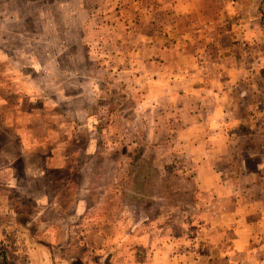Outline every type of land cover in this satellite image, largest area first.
<instances>
[{"label": "rangeland", "instance_id": "1", "mask_svg": "<svg viewBox=\"0 0 264 264\" xmlns=\"http://www.w3.org/2000/svg\"><path fill=\"white\" fill-rule=\"evenodd\" d=\"M131 1L0 0V264H167L199 244L203 197L250 203L235 168L264 181V80L221 111L226 145L210 139V158L233 169L203 194V142L175 137L164 100L141 105L190 66ZM234 32L224 51L242 53L239 69L264 59V30ZM211 67L200 55L196 69Z\"/></svg>", "mask_w": 264, "mask_h": 264}, {"label": "crops", "instance_id": "2", "mask_svg": "<svg viewBox=\"0 0 264 264\" xmlns=\"http://www.w3.org/2000/svg\"><path fill=\"white\" fill-rule=\"evenodd\" d=\"M136 3L128 5L130 12L142 13L141 19L153 29L173 31L176 36L170 42L175 52L172 59L185 60L190 66L166 80V85L162 82L163 87L160 82L151 100L141 105L149 103L147 107H156L157 100L165 101L161 107L168 109L172 116L168 125L175 127V137L191 139V144L203 142L198 150L206 160L202 161V166L193 168V172L209 174V178L201 182L199 188L203 194L223 190L226 186L223 174L232 173L233 167L226 169L212 163L210 156L215 155L210 154V139L221 137V145H226V124L219 120L221 111L226 109L230 99L238 109L250 99L252 102L259 95L254 79L264 80V59L257 61L251 54L244 58L250 64L239 69L242 53L235 49L233 53L224 50L230 44L235 48L238 39L242 43V38H235L234 31L264 30V0H136ZM156 15L161 21L153 18ZM200 55L212 66L204 74L196 69ZM167 56L171 58L170 53ZM226 63H231L234 69L225 71ZM180 140L176 138L177 142ZM216 155L220 157L222 153ZM244 168L237 167L234 171L239 175L238 180L249 183L248 188L253 191L250 203H243V199L230 194L210 199L203 197L201 201L208 204L199 214L206 220L199 229V244L179 247L171 253V261L167 264H264V181L256 175L245 176L258 174L263 169L259 166L251 171ZM209 206L214 207V211Z\"/></svg>", "mask_w": 264, "mask_h": 264}]
</instances>
